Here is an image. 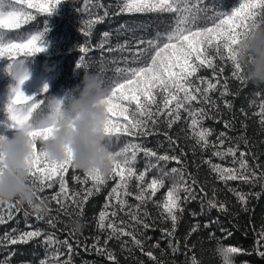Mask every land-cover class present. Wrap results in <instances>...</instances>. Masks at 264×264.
<instances>
[{"label":"snow or ice","instance_id":"snow-or-ice-1","mask_svg":"<svg viewBox=\"0 0 264 264\" xmlns=\"http://www.w3.org/2000/svg\"><path fill=\"white\" fill-rule=\"evenodd\" d=\"M58 2L59 0H39L37 3H33V0H7V2L0 0V58L7 59L6 70L15 80V84L9 88L5 105L0 107V113L4 114V118H0V129H3V132L22 126H28L30 129L27 133L31 148L27 158L28 177L31 184L37 188L36 200L39 203L29 202L27 205L34 210L37 221H43L53 229L56 228L57 223L62 222L58 216L50 215L52 209L48 207L46 201H54L58 205L56 211L70 218L68 209H79L76 214L82 217L86 202L100 193L108 181H112L113 185L106 197L105 210L100 211L97 222L98 229L106 232L107 235L102 246L97 237L92 248L97 254L106 256L112 264H118L116 255L108 248L109 241L120 240L127 236L131 238L134 247L143 251L144 241L138 239L137 235L143 234L139 232V228L151 227L146 222L151 219L146 206L154 203L155 207L160 209L161 202L155 201L154 198L160 189L168 185L160 215L170 220L172 225L171 230L162 229V231L167 236L174 237L180 218L178 213L181 215L183 213L182 203L195 199L193 187L185 181L182 168L166 167L169 161L180 163V157L167 153L158 154L156 150L136 141L159 133L161 124L171 129L181 119L190 121L188 126L192 130L191 138L195 146L204 151L217 148L218 150L212 153L213 156L222 160L231 156L232 164H238V167H223L220 164H213L211 160L205 161L210 164L219 180L225 184L236 180L254 186L258 184L261 193L250 195L259 197L264 193V170L258 173L256 169L260 168L259 164L256 165V169L250 166L246 159L249 153L240 151L237 157L238 144L220 150L229 139L227 133H219L216 137L218 143H213L210 141L212 130L203 127L206 118L215 119V116L209 115L210 110L216 113L220 111L216 100L212 98V93L218 92L224 107L232 109V102L226 99L228 95H234L229 91L228 78L225 77L223 83L220 79L224 75L225 66L231 64V78L240 81L241 84L248 82L241 75L243 69L236 59L233 48L241 35L249 30L250 23L264 24V0H236L234 6L227 9H222L216 3H209L208 0H118L119 11L112 15L151 14L155 23L151 34L142 32L137 35L136 32H132L124 43H118L115 47L110 44L113 33L104 32L101 42L96 45L101 49L102 57L105 52L109 54L127 52L128 55H121L119 59L112 57L110 60L103 57L101 60L99 78L101 84L107 87V95L102 100L106 117L103 132L110 140L116 142L111 173L105 177L96 171H87L84 172L83 179L74 174L72 179L81 185L79 189L70 188L66 179L70 169L75 170L71 164V149H68L67 159L64 161L49 162L39 151L38 141L47 138L53 125L45 124L43 121L39 122L42 126H33L31 123L37 114L42 112H47L48 119L53 120L60 111L62 101L49 100L47 95H44L43 99L41 96L35 98L27 96L20 88V84L28 76L23 67V60L33 53L42 51L39 42L43 31L46 30L26 32L22 29L23 25H28L30 21L36 19V15L27 9H35L37 14L48 13ZM96 7L104 8V13L102 16L95 15L94 18L84 21L85 27L81 28V32L85 36H90L93 27L110 14L99 0H96ZM76 10L79 11L78 8ZM116 35L120 36L123 33ZM90 50L87 46L80 47V52L84 54H88ZM80 60L84 61L85 56L82 55ZM106 60L115 67L109 69ZM121 64L124 66H120ZM77 66L84 67V64L79 62ZM201 69L211 70L212 78L199 76ZM109 70L113 73L111 76H107ZM46 89L47 85L42 91L46 92ZM193 102L201 107H195ZM182 112L186 113L185 117L181 116ZM255 115L259 117L258 122L264 130V99L261 100ZM224 126L230 128L232 125L231 122L225 121ZM163 135L170 146L176 144L167 131ZM121 141L124 142L119 146ZM243 143L247 145V139H244ZM141 153L147 161L143 170L138 168ZM151 172H155L156 175L150 180L146 179ZM195 183L196 181L193 180L192 184ZM57 184L58 190L50 197L42 198L38 195L46 189H54ZM229 191L233 192L240 204L246 207L249 194L235 188H230ZM181 193H184L183 197ZM129 197H134L137 203L130 204L127 199ZM13 201H0V225L6 224L13 218V210L16 213L23 210L25 217L30 216V213L22 208V203ZM207 203L211 208L227 211L225 205L218 203L215 198L209 199ZM109 208L112 209L111 212L108 211ZM119 212H124L130 222L120 220L117 223L114 218L118 217ZM28 227L31 228L32 225ZM199 227V224L194 225L189 234L196 232ZM204 227L207 228L208 225L205 224ZM129 228L131 230H127ZM74 234V231L68 233L69 236ZM42 236L43 242L50 246L56 245L57 251L46 256L41 264H72V244L67 239L58 240L55 233L46 232L44 229L35 228L31 231H21L19 234H16L14 229L12 233H5L0 237V246L27 243L33 238ZM229 236L231 233L224 238ZM260 240H264V230L259 233L258 245ZM60 244L67 246V259H60L63 255L58 249ZM126 244L125 241L121 247L124 248ZM158 246V244L154 245V247ZM260 246L264 247V245ZM170 247H173L174 251L177 250L171 242ZM216 251L222 258L223 264H233L232 254L243 252L237 246H218ZM145 254L156 264H163V261L157 260L152 251ZM257 254L264 257V251H260L259 248ZM0 264H9V258L0 260ZM189 264H199L195 255L190 258Z\"/></svg>","mask_w":264,"mask_h":264},{"label":"trees","instance_id":"trees-1","mask_svg":"<svg viewBox=\"0 0 264 264\" xmlns=\"http://www.w3.org/2000/svg\"><path fill=\"white\" fill-rule=\"evenodd\" d=\"M37 2L39 0H33V3ZM99 2L108 9L110 14L93 27L90 36H85L81 32V28L85 27L84 21L89 18H94L95 15H103L104 8L96 7V0H59L53 10L43 14H37L35 9H27V6H25L28 11H32L36 15V19L30 21L28 25H23L22 29L26 32L46 29L43 31L39 42L42 51L33 53L23 60V67L28 76L20 84V88L25 95L34 98L41 96V99L44 98V95L56 99L64 98L74 86L80 84L84 69L100 74L103 57L110 60L112 57L119 59L121 55H128L127 52L123 54L105 52L102 57L101 49L97 48L96 45L101 42L104 32L113 33L110 38V44L113 47L118 43H124L132 32H136L137 35L142 32L151 34L152 26L155 23V19L151 14L121 13L112 15V13L119 11L117 7L118 0H99ZM208 2L216 3L222 9H227L234 6L236 0H208ZM77 8L79 11L76 10ZM116 33H123V35L117 36ZM81 46L89 47L90 52L88 54L81 53ZM82 55L85 56L84 61L80 60ZM79 62L84 64V67H78ZM105 63H107L109 69L115 67L107 60ZM217 63L220 64L219 61ZM7 64L6 58H0V107L5 105L9 88L15 84L14 78L6 70ZM120 66L124 65L121 64ZM231 71V64H227L224 75L220 79L223 83L224 78H228L229 91L234 95L230 94L226 99L232 102V109L229 110L224 107L223 100L219 99L218 92L212 93V98L216 100L220 111L216 113L214 110H210L209 115L215 116V119L206 118L203 127L212 130L213 135L210 137V141L213 143H218L216 137L219 133L226 132L229 139L225 141L223 149L220 150L238 144L237 157H239L240 151L249 153L246 159L254 169H256L257 164L260 165V168L256 169L259 173L264 170V130H262L258 122L259 117L255 113L258 112L259 104L264 99V85L257 87L250 82L241 84L240 81L231 78ZM112 74L111 70L107 72V76ZM198 75L211 79L212 71L201 69ZM241 75H243V71ZM45 85H47L46 92L42 91ZM193 103L195 107H201V105ZM181 116L185 117L186 113L182 112ZM0 118H4L3 113H0ZM225 121L231 122L232 126L225 128ZM189 123L190 121L186 122L181 119L171 129H167L164 124H161L159 133L136 141L156 150L158 154L167 153L168 155L180 157V163L169 161L166 167L169 169L172 167L182 168L185 181L193 187L195 199H189L182 203L183 213L182 215L178 213L180 218L174 237H169L162 231V229L171 230L172 228L171 221L160 215L164 193L168 187L166 185L158 191L154 198L155 201L161 202V208L157 209L154 203H149L146 206V210L151 217L146 222L151 227L148 229L139 228V232L143 234L137 235L138 239L144 241L143 251L138 247H134L131 238L127 236L122 237L120 240H110L108 248L116 255L118 264H156L145 254L148 251H152L157 260L163 261V264H189L193 255H195L199 264H223L222 258L219 257L216 251L218 246H237L243 252L232 254L233 264H264V257L257 254V248L264 251V247L260 246L264 245V240H260V244H257L259 233L264 230V193L259 197L250 195L251 193H261L258 184L254 186L239 180L228 181L225 184V182L219 180L217 174L212 171L210 164L205 161L211 160L213 164H220L223 167H238V164H232L231 156L224 160L213 156L212 153L218 150L217 148H209L204 151L195 146V142L191 138L192 130L188 126ZM3 131V129H0V132ZM165 131L176 141L175 145L170 146L169 141L163 135ZM244 139H247V145L243 143ZM123 142L121 141L119 146H122ZM113 143L116 142L113 141ZM139 157L138 168L143 170L147 161L142 153L139 154ZM74 174L83 179L84 172L70 169L66 175L69 187L79 189L81 185L72 179ZM154 175L156 173L151 172L146 179L150 180ZM193 180L196 181L194 185L192 184ZM112 185L113 182L108 181L100 193L86 202L82 217L76 214L79 209L69 208L70 218L56 211L58 205L54 201H46L48 207L52 209L50 215L58 216L62 221L57 223L55 229L50 228L43 221H37L34 210L24 203L22 208L27 210L30 216L25 217L23 210L19 213L13 210V218L8 220L6 224L0 225V237H3L5 233H12L14 229L16 234H19L21 231L40 228L46 232L55 233L58 240L67 239L72 244V264H112L106 256L97 254L95 249L92 248L97 237H99L102 246L107 235L106 232H101L98 229L97 222L100 211L105 210L106 197ZM230 188L249 194L246 207L242 206L235 194L229 191ZM56 190H58V184L54 189H46L38 195L42 198L45 196L50 197ZM183 195L184 193H181L182 197ZM213 198L218 203H223L227 211L223 212L217 208L209 207L207 201ZM127 199L132 205L137 203L134 197ZM108 211L111 212L112 209L109 208ZM4 212L7 213L6 208ZM73 218L80 219L84 224V228L81 232L69 236L70 230L67 224ZM114 219L117 223L120 220L129 221V217L124 212H119L118 217ZM196 224L200 225L198 230L189 234L191 228ZM205 224L208 225L207 228L204 227ZM28 225H32V227L30 228ZM228 233H231V236L224 238ZM43 240L44 237L42 236L33 238L27 243L0 246V260L8 257L9 264H41L46 256H50L57 251L56 245H46ZM125 241L127 244L122 248L121 244ZM170 242L176 247V251L173 250V247H170ZM157 244L159 246L154 247ZM58 249L59 252L63 253L60 259H67V246L60 244Z\"/></svg>","mask_w":264,"mask_h":264},{"label":"clouds","instance_id":"clouds-1","mask_svg":"<svg viewBox=\"0 0 264 264\" xmlns=\"http://www.w3.org/2000/svg\"><path fill=\"white\" fill-rule=\"evenodd\" d=\"M233 51L245 79L253 86L264 85V24L250 23L249 30L241 35ZM105 95L107 87L101 84L99 74L84 69L80 84L60 99V111L53 120L48 119L47 112L37 114L31 122L33 126H42L40 121L53 125L47 138L38 141V149L45 159L60 163L67 159L68 149H71L74 169L96 171L105 177L110 175L115 147L103 132L106 117L102 100ZM55 99L49 97V100ZM29 130L28 126H22L0 132V201L39 203L37 188L28 177ZM67 227L79 233L84 224L73 218Z\"/></svg>","mask_w":264,"mask_h":264}]
</instances>
